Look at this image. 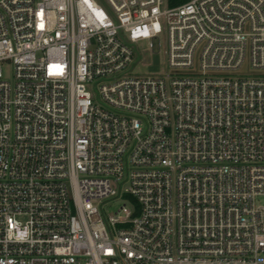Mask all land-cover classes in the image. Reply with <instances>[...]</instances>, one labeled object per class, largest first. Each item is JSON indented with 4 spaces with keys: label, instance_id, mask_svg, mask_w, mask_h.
<instances>
[{
    "label": "built area",
    "instance_id": "2783aa9c",
    "mask_svg": "<svg viewBox=\"0 0 264 264\" xmlns=\"http://www.w3.org/2000/svg\"><path fill=\"white\" fill-rule=\"evenodd\" d=\"M0 264H264V0H0Z\"/></svg>",
    "mask_w": 264,
    "mask_h": 264
},
{
    "label": "rangeland",
    "instance_id": "374dc122",
    "mask_svg": "<svg viewBox=\"0 0 264 264\" xmlns=\"http://www.w3.org/2000/svg\"><path fill=\"white\" fill-rule=\"evenodd\" d=\"M138 57L137 61L139 62L138 70L140 74H149V75H160L163 74L167 69V61L163 55V52L158 50V48L150 55H147L146 52V44L145 42H140L138 44ZM9 69L6 67L5 74L6 76L9 74ZM249 69L248 64H245L239 73H243ZM124 204L122 200H112L107 202L104 205V211L106 215H114L117 210Z\"/></svg>",
    "mask_w": 264,
    "mask_h": 264
},
{
    "label": "trees",
    "instance_id": "16d2710c",
    "mask_svg": "<svg viewBox=\"0 0 264 264\" xmlns=\"http://www.w3.org/2000/svg\"><path fill=\"white\" fill-rule=\"evenodd\" d=\"M186 1H188V0H169V5L174 7V6H177L179 4L184 3Z\"/></svg>",
    "mask_w": 264,
    "mask_h": 264
}]
</instances>
